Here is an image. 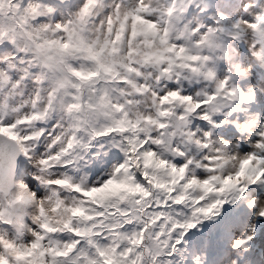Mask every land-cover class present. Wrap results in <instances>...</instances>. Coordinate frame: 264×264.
<instances>
[{
    "label": "snow or ice",
    "instance_id": "6c2138e0",
    "mask_svg": "<svg viewBox=\"0 0 264 264\" xmlns=\"http://www.w3.org/2000/svg\"><path fill=\"white\" fill-rule=\"evenodd\" d=\"M0 264H264V0H0Z\"/></svg>",
    "mask_w": 264,
    "mask_h": 264
}]
</instances>
